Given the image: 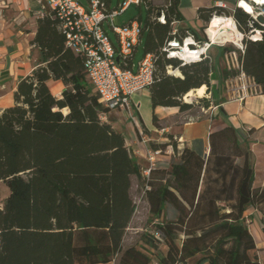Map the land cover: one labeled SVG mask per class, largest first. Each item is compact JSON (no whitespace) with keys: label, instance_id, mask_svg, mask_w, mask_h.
I'll return each instance as SVG.
<instances>
[{"label":"trees","instance_id":"1","mask_svg":"<svg viewBox=\"0 0 264 264\" xmlns=\"http://www.w3.org/2000/svg\"><path fill=\"white\" fill-rule=\"evenodd\" d=\"M216 1L199 7L198 18L208 23L214 12L235 21L245 37L242 52L235 49L242 71L264 94V26L237 7L238 0H223L233 4L231 12ZM143 4V56L154 57L148 91L157 126L155 108L188 110L191 104L182 97L202 85L209 89L215 67L207 52L190 63L167 57L168 41L189 31L177 26L172 34L174 23L183 21L179 0L158 9ZM256 30L260 38L251 40ZM31 44L38 50V65L18 81L13 104L0 110V182L8 189L0 207V264H107L118 254L117 264H152L145 249L160 243L164 249L158 264H190L193 259V264H260L251 255L257 245L246 218L264 202V186H251L252 155L241 147L246 137L231 124L213 130L202 158L167 135L168 142L152 146L161 153L171 146L172 155L164 159L169 169L152 168L146 177L147 167L125 145L122 133L101 120L108 109L88 83L82 58L66 46L63 21L38 18ZM229 51L218 46L217 56ZM168 67L181 76L166 73ZM237 74L221 71L223 80ZM51 80L63 84L59 96L50 90ZM200 102L209 106L206 99ZM218 111L226 116L221 107ZM131 176L143 186L149 225L140 237L142 247L123 249L135 211Z\"/></svg>","mask_w":264,"mask_h":264},{"label":"built area","instance_id":"2","mask_svg":"<svg viewBox=\"0 0 264 264\" xmlns=\"http://www.w3.org/2000/svg\"><path fill=\"white\" fill-rule=\"evenodd\" d=\"M111 2L112 0H87L88 7L85 8L77 0H39L38 9L41 12V17H58L63 21L66 46L82 58L87 72V81L97 94L100 103L108 111L126 112L128 119L135 123L133 96L148 89L151 85L155 71L154 57L151 54H146L135 67L133 53L140 43L141 22L131 20L122 25H115L114 18L129 5L141 6L145 0H118L114 8H111ZM249 3L257 11V14L264 16V5H256L252 0H249ZM215 5L230 12L233 11L232 8L227 7L226 1L223 0L216 1ZM236 6L239 7L238 2ZM250 15L255 20V16ZM157 19L164 22L161 13L157 14ZM174 24L173 35L177 33L179 23ZM105 25L115 35V42L109 37ZM255 34H258V38H260L259 31L256 30ZM250 39L255 40L253 35ZM208 46V42L200 44L193 35L187 34L181 39L173 38L168 41L164 50L167 52L168 58H177L182 63H190L194 60H184L180 57L184 48L189 49L193 54L203 48L204 51L198 53V57L195 59L198 60L205 54ZM242 50L243 45H240L238 51L242 52ZM223 56L226 61L228 58L231 60L230 63L226 62L227 70L236 71L238 77L249 82L248 85L240 86L235 99L243 100L247 95L257 94L253 80L245 76L242 71L237 51H229ZM177 140L180 142L181 139ZM141 141L146 142V138L141 137ZM160 153V150L146 151L148 162L144 171L146 177L149 176L150 169L160 167L156 160V156Z\"/></svg>","mask_w":264,"mask_h":264},{"label":"crops","instance_id":"3","mask_svg":"<svg viewBox=\"0 0 264 264\" xmlns=\"http://www.w3.org/2000/svg\"><path fill=\"white\" fill-rule=\"evenodd\" d=\"M38 1L0 0V110L13 104V96L18 81L30 75L38 65V50L33 48L31 44L37 28V19L41 18ZM212 5L213 0H179L178 9L183 21L178 24V27L188 28L187 34L193 35L195 33L199 38H202L200 30L194 28L192 24L198 21L202 26L204 21L198 18L197 10L199 7ZM138 7L140 8V6ZM137 21L139 20L137 19ZM209 47L210 45L207 48ZM137 48L138 45L134 49L133 59ZM217 57H215L216 60H218ZM216 65L217 61L214 64L215 74L218 80H221V71L218 69L216 71ZM48 86L50 90H53V94L57 90L58 93L56 94H59L63 89V84L60 81L51 80L48 82ZM237 93H239V87L235 89V95ZM140 98L147 99L151 108L148 89L135 94L133 96L135 123L128 119L126 112L121 110L108 111L101 115V120L122 133L125 145L139 162L146 161L147 167L146 151L156 150L152 145L163 144L166 138L155 133L157 129L152 124L153 111L149 113V121L142 119ZM230 98L219 105L217 104V109L221 107L226 114L225 117L218 111L217 115L212 113L210 117L187 122L183 120L184 113L178 110L174 111V109L168 114L162 111L163 116L160 117L157 113V109L160 107L155 108L154 114L159 125L164 121H172L171 126L160 128V130L164 132L173 130L177 139H181L178 143L179 148L187 147L204 158L209 152L208 135L211 131L222 129L226 124H231L244 136L246 129L258 130L264 126V94H259L257 90V94L247 95L243 100ZM161 131L157 133L160 134ZM153 134H156L155 137L151 136ZM143 136L146 138V142L141 141ZM167 158L170 156H165L162 153L156 156L158 162ZM146 208L148 209L147 205ZM199 264H208V261L205 260Z\"/></svg>","mask_w":264,"mask_h":264},{"label":"rangeland","instance_id":"4","mask_svg":"<svg viewBox=\"0 0 264 264\" xmlns=\"http://www.w3.org/2000/svg\"><path fill=\"white\" fill-rule=\"evenodd\" d=\"M77 1L83 7L85 8L88 7L87 0H77ZM145 1L148 2L155 9H158L168 3V0H145ZM116 4H117V0H112L111 8H114ZM226 4H227V7L233 8V4L228 3V2H226ZM214 15H217V14L213 12V15H211V17H213ZM220 16H224V15H220ZM138 17H141V23L143 25L144 20L146 18L145 5L142 4L139 8L137 5L131 4L122 13L115 16L114 24L122 25L132 19H137ZM192 25L194 26V28L200 30L201 37H205L207 39V42L210 45V47L207 48L206 54L212 57L213 64H215L217 61L216 71L217 69L219 71H222L223 69L227 70L226 62L230 63L231 60L230 58H228L227 59L228 61H226V58L224 56H219L217 57L218 60H216L215 57L218 54V46H225V47L231 48V51L235 49L238 50V47H240V45H243L242 41L245 38L243 33L239 31L243 35L242 36L243 38L240 40V42H237V43L236 42H222L220 40H216L214 43H212L210 40V37L206 33L207 26H208L207 23L203 22L201 26L200 23L196 21V22H193ZM105 28L107 30L109 37L115 42L116 38L113 32L107 27V25H105ZM144 39H145L144 37L141 38V42L138 44V48L135 53V57L133 59L135 67L137 66V63L140 61V59L143 57ZM170 69L171 68L168 67L167 70L169 71ZM166 73L169 74V72H166ZM237 75L235 77L227 78L226 80H223V79L218 80V78L216 77V74L213 73L210 88L208 89L205 86V94L203 97H200V98L193 97L190 99V102H184L183 97H182L181 100L183 103L191 104V107L188 110L183 112L184 113L183 120L188 122V121L197 120L203 117H210L212 113H215V115H217L218 113L217 104L219 105L220 103L225 102L230 97H231L230 99L235 98L236 97L235 89H238V87L240 88L241 85L249 84L248 81H245L243 78L238 77ZM59 95L60 93L56 94V96H59ZM201 99L208 100L209 106H203V104H201L200 102ZM140 100H141L140 113H141L142 119L144 121H149L150 118L148 119V116H149L150 111H152V109L150 108V105L147 99L140 98ZM158 109H157V113L160 117L163 116L162 111H165V113L168 114L173 109L174 111L178 110L176 107H160ZM156 125L158 127L155 126V128L157 129L155 133L158 136L166 138L165 142L163 143H166L169 141V138L167 137V135H172L173 138L171 139V142L179 143L176 137V133L173 130H167V132H164L163 130L162 132L160 130V128L171 126L172 121L171 122L164 121V122H161L160 125L158 123H156ZM258 130L259 131H257L256 133L255 132L249 133L248 129H246L243 134L244 137H246V141L245 143L241 144V147L244 150H248L250 154L252 155V166H253L254 174H253L251 186L253 188L264 186V126L259 128ZM158 131H161L160 134L157 133ZM156 134H153L151 136L155 137ZM164 150L165 152L162 154L165 156L166 155L171 156L173 153L171 146H166ZM140 163L143 166H146V161H140ZM158 163L160 167H165L169 169V165L164 160ZM7 195H8L7 187L2 182H0V207L2 205L3 200L5 199ZM130 196L133 202L135 203V211H134L132 219L130 220L128 224V227L125 229L123 243H122L123 249L129 246L142 247V242L140 240V237L144 233L147 226L149 225L147 223V219L149 215H148V209L146 208L147 204L145 201L144 189H143V186L138 182L137 178L134 176L131 178ZM249 213H252V214L251 216H247L246 225L250 233L252 234L256 242V245H257V248L255 249V251L251 252V255L252 256L257 255V258L260 264H264V202L259 203L256 206V208L255 207L251 208L249 210ZM166 217L167 218L172 217L169 208L167 209ZM163 249L164 247L161 243L154 250L148 249V248L145 249L146 253L151 258L152 264H158L157 260H158V257H160V255L163 253ZM118 257H119V254L116 255V257L111 263H107V264H117ZM193 260L190 261V264H193Z\"/></svg>","mask_w":264,"mask_h":264},{"label":"bare ground","instance_id":"5","mask_svg":"<svg viewBox=\"0 0 264 264\" xmlns=\"http://www.w3.org/2000/svg\"><path fill=\"white\" fill-rule=\"evenodd\" d=\"M256 5H264V0H252ZM239 7L246 13L252 14L253 16L257 15V11L254 7L245 0H238ZM208 26L206 33L210 37L212 43L216 40H220L222 42H240L243 38L242 34L236 27L234 20L231 17L214 15L208 21ZM255 40H258L259 35H253ZM204 49L198 50L195 54L191 53L189 49L184 48L183 52H181L180 57L184 60H195L198 57V53H202ZM169 74L174 76H181L178 70L170 69ZM58 93V90L54 92V94ZM205 94V85H202L196 89L189 90L184 96V102H190V99L193 97H203ZM65 109V108H64ZM159 110V109H158ZM161 110V109H160ZM65 113L66 110H63ZM195 146V145H194Z\"/></svg>","mask_w":264,"mask_h":264},{"label":"water","instance_id":"6","mask_svg":"<svg viewBox=\"0 0 264 264\" xmlns=\"http://www.w3.org/2000/svg\"><path fill=\"white\" fill-rule=\"evenodd\" d=\"M239 8H240V7H239ZM255 21H256L259 25L264 26V16H263L262 14H257V15L255 16ZM204 157H206V155H205Z\"/></svg>","mask_w":264,"mask_h":264}]
</instances>
